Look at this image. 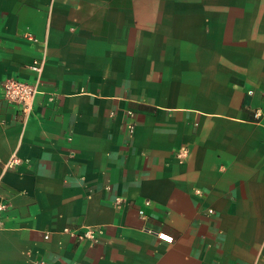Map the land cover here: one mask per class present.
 Returning <instances> with one entry per match:
<instances>
[{
	"label": "crops",
	"instance_id": "1",
	"mask_svg": "<svg viewBox=\"0 0 264 264\" xmlns=\"http://www.w3.org/2000/svg\"><path fill=\"white\" fill-rule=\"evenodd\" d=\"M0 39V83L41 63L0 264H264V0H0Z\"/></svg>",
	"mask_w": 264,
	"mask_h": 264
},
{
	"label": "built area",
	"instance_id": "2",
	"mask_svg": "<svg viewBox=\"0 0 264 264\" xmlns=\"http://www.w3.org/2000/svg\"><path fill=\"white\" fill-rule=\"evenodd\" d=\"M1 45V39H0ZM31 70L36 73V76L31 81L21 80L14 77H8L0 83L1 97L2 99L10 105H16L21 107L25 114H30L33 110L34 103L37 95L40 93V83L41 79L39 73L41 71V63L34 61L30 66ZM131 116V112H128ZM259 112L254 113V118H258ZM126 132L128 137L133 134L134 126L129 123L126 126ZM186 156V152L177 154V157ZM19 162L18 159L12 158L8 163H6L7 168H11ZM7 209V205L0 203V228L3 226L2 213ZM209 212H212L211 210ZM158 237L164 241L170 242L172 238L165 234L159 233Z\"/></svg>",
	"mask_w": 264,
	"mask_h": 264
}]
</instances>
